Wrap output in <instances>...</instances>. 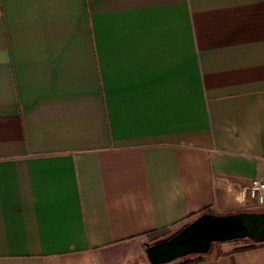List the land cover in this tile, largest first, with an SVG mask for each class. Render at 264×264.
<instances>
[{
	"label": "crops",
	"instance_id": "1",
	"mask_svg": "<svg viewBox=\"0 0 264 264\" xmlns=\"http://www.w3.org/2000/svg\"><path fill=\"white\" fill-rule=\"evenodd\" d=\"M254 178L264 0H0V264H149ZM237 241L166 264H264Z\"/></svg>",
	"mask_w": 264,
	"mask_h": 264
},
{
	"label": "water",
	"instance_id": "2",
	"mask_svg": "<svg viewBox=\"0 0 264 264\" xmlns=\"http://www.w3.org/2000/svg\"><path fill=\"white\" fill-rule=\"evenodd\" d=\"M264 241V211L230 214L203 213L166 238L146 245L149 264H166L189 255H205L213 243Z\"/></svg>",
	"mask_w": 264,
	"mask_h": 264
},
{
	"label": "built area",
	"instance_id": "3",
	"mask_svg": "<svg viewBox=\"0 0 264 264\" xmlns=\"http://www.w3.org/2000/svg\"><path fill=\"white\" fill-rule=\"evenodd\" d=\"M247 196L257 204L264 203V179L254 178L247 187Z\"/></svg>",
	"mask_w": 264,
	"mask_h": 264
},
{
	"label": "trees",
	"instance_id": "4",
	"mask_svg": "<svg viewBox=\"0 0 264 264\" xmlns=\"http://www.w3.org/2000/svg\"><path fill=\"white\" fill-rule=\"evenodd\" d=\"M169 235H170V234H169ZM169 235H167V236H169ZM167 236L162 237V238H159V239H155L152 243H154V242H156V241H159V240H162V239L166 238ZM156 238H157V237H156ZM254 246H255V243H250V244H248V245L241 246V247H239L238 249H239V250H242V249H248V248H253Z\"/></svg>",
	"mask_w": 264,
	"mask_h": 264
},
{
	"label": "rangeland",
	"instance_id": "5",
	"mask_svg": "<svg viewBox=\"0 0 264 264\" xmlns=\"http://www.w3.org/2000/svg\"><path fill=\"white\" fill-rule=\"evenodd\" d=\"M246 242L248 243V240L243 239V240L237 241L234 246H243L247 244ZM215 244H218V243H213L211 246V250ZM116 260H118V258H116Z\"/></svg>",
	"mask_w": 264,
	"mask_h": 264
}]
</instances>
